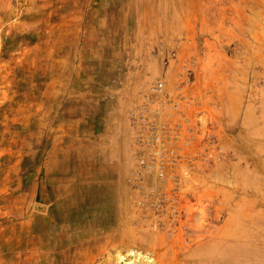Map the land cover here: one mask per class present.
<instances>
[{
	"label": "rangeland",
	"instance_id": "1",
	"mask_svg": "<svg viewBox=\"0 0 264 264\" xmlns=\"http://www.w3.org/2000/svg\"><path fill=\"white\" fill-rule=\"evenodd\" d=\"M160 79L173 92L188 82V107L217 122L225 150L183 172L172 232L140 214L133 182L130 112ZM109 123L115 136L98 145L115 161L100 154V171L74 146ZM58 203L84 246L43 261L32 219ZM121 231L129 241L105 239ZM120 251L264 264V0H0V264H116Z\"/></svg>",
	"mask_w": 264,
	"mask_h": 264
},
{
	"label": "built area",
	"instance_id": "2",
	"mask_svg": "<svg viewBox=\"0 0 264 264\" xmlns=\"http://www.w3.org/2000/svg\"><path fill=\"white\" fill-rule=\"evenodd\" d=\"M187 83L182 82L173 92L166 81L157 80L130 112L135 127L132 169L138 190L136 204L157 231L177 230L181 215L177 193L183 172L196 164H209L225 153L217 122L203 120L200 112L188 107Z\"/></svg>",
	"mask_w": 264,
	"mask_h": 264
},
{
	"label": "bare ground",
	"instance_id": "3",
	"mask_svg": "<svg viewBox=\"0 0 264 264\" xmlns=\"http://www.w3.org/2000/svg\"><path fill=\"white\" fill-rule=\"evenodd\" d=\"M66 169H67V167H66ZM104 169H107V167L102 166L100 168V171L104 170ZM57 170H58V168H57ZM91 173H92V171H91ZM46 176L48 178L45 177V179H48L49 181L52 182V180L55 179L56 174H49ZM101 181L103 182L104 179L102 178ZM50 188H51V186H50ZM58 188H59L58 184H53L51 194H47V195H50L49 196L50 200L55 199L57 197ZM110 195H112V194H110ZM76 202H77L76 200H73V202H71L68 205L74 206V204ZM56 206H58V207H57V209H55V212L53 213V215H55L54 218H52V219L47 218L46 219L47 222H45V224H44V222H42L43 218L40 219L37 216H35L34 219H32L33 221L31 220L32 221V227L30 228V237L32 239L31 240L32 245L30 246V248L34 249V251L31 252V256H33V257L41 256L42 257L41 259L43 261L46 260L47 256L51 255L50 252L46 253L45 250H52L53 249V251H52L53 255L57 256L58 258H62V257L69 254L72 257V259H74L75 257H77L82 246H84L82 243H80V245L78 244L79 240H81L80 237H81V232H82L78 229V227H80L79 220H77L75 215L65 217V215H64L65 213L63 212V209H60L59 203ZM63 215H64V217H63ZM111 236H112V239H115L118 237V238H121V240L129 241V239H127L128 237L126 238L127 235L125 234L124 231H121V234H118V232L117 233L108 232L105 239L107 241L112 240ZM41 250H43V251L41 252ZM18 255H20V253ZM115 258H116V260H115L116 264H151L149 260L136 261V259L134 258L133 255H129V254H127L125 252H121V251L116 254Z\"/></svg>",
	"mask_w": 264,
	"mask_h": 264
},
{
	"label": "crops",
	"instance_id": "4",
	"mask_svg": "<svg viewBox=\"0 0 264 264\" xmlns=\"http://www.w3.org/2000/svg\"><path fill=\"white\" fill-rule=\"evenodd\" d=\"M59 87L62 88L61 84L59 83ZM63 87H66L65 82H63ZM99 130V129H98ZM105 131H95L96 133H90V135H88L90 142H86L84 140V136H82V139L80 141V143L78 144V146H74L75 148V152H80L77 155L79 160H88L90 165H94V166H104V164H100L99 162L101 161L99 155L102 153H106V160L105 162H109L110 161H115V155L116 153L114 152V148H112V145L107 146L108 148L105 150H101L103 149L101 146L98 145V141L101 139H106L110 136H115L112 135L110 132H112V124H107L106 129H104ZM61 148V147H59ZM80 148V149H79ZM66 151V149H65ZM65 157V155H64ZM65 159V158H64Z\"/></svg>",
	"mask_w": 264,
	"mask_h": 264
}]
</instances>
